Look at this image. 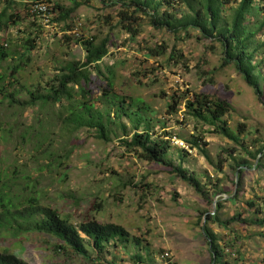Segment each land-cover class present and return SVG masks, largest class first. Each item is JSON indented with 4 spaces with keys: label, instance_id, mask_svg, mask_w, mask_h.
Returning a JSON list of instances; mask_svg holds the SVG:
<instances>
[{
    "label": "rangeland",
    "instance_id": "374dc122",
    "mask_svg": "<svg viewBox=\"0 0 264 264\" xmlns=\"http://www.w3.org/2000/svg\"><path fill=\"white\" fill-rule=\"evenodd\" d=\"M53 1L67 8L72 7L75 1L82 4L74 14L75 24L71 25L74 32L77 24V32L84 36H109L111 40H117V46L112 48L102 63L105 75L109 71L115 74L114 93L128 101H144L153 110L152 117L165 123L167 132L182 139L190 138L195 132L197 124L185 117L184 105L176 114L167 113L173 96L185 98L187 90H192L228 101L233 111L225 120L235 131L239 130L240 125L244 126L243 132L239 133L242 144L251 152L264 147V101L258 99L234 64L221 67L224 51L219 42L199 40L195 31H191L190 37L156 31L147 25V20L142 21V33L131 41L129 35L120 29H113L118 20L114 15L117 10H106L99 0ZM258 5L256 2L250 14L259 12ZM2 9L3 6H0V12ZM19 10L26 15L22 7ZM230 15L228 12V18ZM108 16L113 17L112 21ZM252 17L251 26L264 21L262 15L254 14ZM63 30L65 24L45 26L39 34L28 21L19 27L0 31V45L12 54L1 63L0 72L4 73L24 62L23 71L19 74L21 83L16 85L22 100L28 97L23 86L30 88L37 83H45L55 74L58 64L84 60L85 53L81 46L63 39ZM30 34L32 38L38 35L37 47L28 56L30 61L26 62L20 59L18 53L24 52L22 44ZM68 34L66 36L74 35ZM257 40L261 44L264 42V32L257 36ZM163 43L169 47L167 58L176 48L183 52L185 62L169 64L163 57L147 60V47ZM211 46L214 49H210ZM261 51L257 62H264V49ZM203 70L213 73L212 82L208 81L211 74L202 75ZM93 78V95L97 99L102 96L104 83L101 78ZM260 84L264 90V78H260ZM7 88L13 89L9 84ZM34 118L35 113L31 109L13 108L0 96L2 179L12 186L20 204L35 196L41 204L56 208L75 225L93 216L100 223L123 226L130 233L131 242L119 247L112 243L100 257L92 253L93 261L97 260L99 264H138L140 260L137 256H141L144 264H215L203 230L197 226L201 214L216 213L217 204L221 203L219 216L222 220L234 215H241L245 219L263 216L256 213L254 208L251 210L247 202L254 200L264 207L260 201L264 198V160L263 167L256 169L259 160L255 161L243 147L222 136L205 137L207 145L204 149L212 164L203 154L190 151L186 144L179 146L189 150L184 167L190 173H195L209 191L213 201L210 204L192 186L175 176L171 169L125 153L120 140L134 132L126 117L121 121L126 125V131L114 126L110 142L99 140L94 131L87 129L67 133L62 130L63 124L54 114L43 118L51 127L49 137L39 140L28 138L25 141L24 130L37 122ZM160 128L157 125L156 132H162ZM182 139L179 138V141L182 142ZM232 149L237 150L233 155L230 153ZM69 151L72 154L68 168L65 169L60 162L51 163L50 152L58 156ZM172 155L175 162L180 163L178 153L173 151ZM233 157L250 160L251 168L240 174L241 179L238 178L239 171H235ZM219 160H222L221 164ZM217 164L222 170L216 168ZM218 180L225 193L213 197L212 185ZM2 185L0 183V187ZM236 194L237 199L232 201ZM208 226L218 236L216 249L220 254H225L227 260L238 256L242 261L247 253L250 256L257 251L264 253V227L244 223H232L226 228L213 223ZM47 239L51 238L32 234L15 239L9 235L1 241L0 249H9L28 264H84L80 258L67 259L62 253H51ZM137 239L143 248L147 247L145 250L135 245ZM51 241L55 242L53 239ZM239 248L244 250L242 254ZM166 252L172 259L159 260ZM261 260L263 262L264 259Z\"/></svg>",
    "mask_w": 264,
    "mask_h": 264
},
{
    "label": "trees",
    "instance_id": "16d2710c",
    "mask_svg": "<svg viewBox=\"0 0 264 264\" xmlns=\"http://www.w3.org/2000/svg\"><path fill=\"white\" fill-rule=\"evenodd\" d=\"M27 1L29 0H0V6H3L0 12V31L10 27H19L24 22L30 21L35 32L40 34L45 26L54 27L65 24L63 39L68 42L74 41L75 44L80 45L85 53V58L58 64L55 74L45 83L40 82L30 88L23 86L28 94L25 100L21 99L20 90L16 88V85L21 83L19 74L23 71L24 62L14 65L4 73L0 72V96L3 101H8L13 108L31 109L35 113L34 121L37 120V122L26 127L23 140L26 141L28 138L39 140L49 137L51 127L43 118L47 119V116L54 114L61 120L63 131L74 134L82 129H87L94 131L99 140L110 142L114 126L126 131V125L121 122L126 117L134 132L131 136L120 140L125 153L147 163L171 169L175 176L192 186L210 204H213V201L210 199L209 191L195 173H190L184 167L185 156L190 154L189 150L203 154L212 164V160L210 161L204 149V146L207 145L205 140L207 135H219L243 147L248 156L255 161L259 160L256 169L263 167L264 147L255 152L249 151L248 147L242 144L239 135L243 132L244 126L240 125L239 130L235 131L226 122L225 118L233 111V107L228 101L192 90H187L185 98L173 96L169 101L167 113L169 115L176 114L184 105L185 117L197 124L195 132L190 138L182 139L180 136H174L165 130L164 122L152 117L153 110L144 101L141 99L128 101L127 98L114 93L115 74L113 71H109L108 75H105L102 63L110 55L112 48L117 46V40H111L109 36L103 38L84 36L77 32V24L76 32H74V27L71 25L75 24L74 14L82 7L80 2L75 1L72 7L67 8L53 0ZM41 1L51 4L52 19L48 24H45L39 15L30 11L31 4ZM99 1L104 4L106 10L112 9L114 12L115 9L117 10L114 15L118 20L113 29H120L121 32L129 35L131 41L136 40L142 33L141 28L144 24L142 21L147 20V25L156 31H165L173 35L185 34L188 37L191 36V31H195L199 40L219 42L224 51L221 67L234 64L247 85L253 88L258 99L264 101V90L260 84V78H264L262 74L264 62H257L261 50L264 49V42L261 44L257 40V36L264 32V21H258L251 26L254 14L264 17V0ZM256 2L259 3V12L250 14ZM19 7L25 10V16ZM228 12L231 13L229 18ZM108 19L112 21L113 17L108 16ZM68 32L74 35L66 36L70 35ZM37 39L38 35L32 38V34L25 39L22 44L24 52L18 53L21 60L30 61L28 56L36 49ZM210 49H214V47L211 46ZM168 50L169 47L165 43L156 44L153 47H147L145 57L147 60L163 57L169 64L185 62L186 58L181 50L174 48L167 58ZM10 57L12 54L9 49L0 45V66ZM201 74H211L208 81H213L212 72L203 70ZM94 76L103 79L104 83L102 96L97 99L94 98L92 88L95 83ZM7 84L13 89H8ZM157 125L161 126L162 132H156ZM179 138L189 150L174 144L175 139L179 140ZM173 151L177 152L183 161L180 160V163H176L173 159ZM236 151V149H232L231 155ZM71 154L72 151H69L67 154L56 156L55 153L50 152L49 155L52 158L50 161L51 163L60 162L66 169ZM233 161H235V171H239L238 178L241 179L240 174L247 168H251L250 160L244 157L239 159L233 157ZM221 163L222 160H219V164ZM216 168L222 170L218 164ZM0 183L3 184L0 187V244L4 237L9 235L19 239L25 235L37 234L55 240V242H52L51 239L46 240V243L51 245L49 247L51 253H62L67 259L77 257L82 259L84 264H99L97 260L93 261L92 253L100 257L112 243L115 244V247H119L131 242L130 233L121 225L100 223L93 216H89L81 224L75 225L70 222L68 217L62 216L56 208L41 204L35 196L28 198L26 203L20 204L19 197L12 191V186L7 180L3 181L1 169ZM224 193L220 180L212 185L213 197ZM237 197L236 194L232 201H235ZM260 201L264 204V198ZM247 206L251 210L254 208L256 213H261L263 216L245 219L241 215H234L228 220H222L219 216L221 203L217 204L216 213L201 214L197 226L203 230L210 246L212 262L215 261V264L243 263L238 256L227 260L225 254H220L216 249V243L219 241L218 236L209 229L210 223L218 224L224 228L232 223L264 227V207L254 200L248 201ZM136 244L140 245V240L137 239ZM141 248L143 246L140 245V250H145L147 247ZM137 259L140 260L138 264H144L141 256H137ZM0 264L28 263L11 253L9 249L4 248L0 249Z\"/></svg>",
    "mask_w": 264,
    "mask_h": 264
},
{
    "label": "built area",
    "instance_id": "2783aa9c",
    "mask_svg": "<svg viewBox=\"0 0 264 264\" xmlns=\"http://www.w3.org/2000/svg\"><path fill=\"white\" fill-rule=\"evenodd\" d=\"M30 11L33 14L39 15L45 24H48L50 22V20L52 19L51 4H49L47 2L41 1V2H36V3L31 4ZM174 143L179 145V146H183V143L180 142L179 140L175 139ZM235 255L236 254L233 253V256H235ZM169 259H172L169 252H166L159 257V260H161V261L169 260Z\"/></svg>",
    "mask_w": 264,
    "mask_h": 264
},
{
    "label": "crops",
    "instance_id": "0c3cea01",
    "mask_svg": "<svg viewBox=\"0 0 264 264\" xmlns=\"http://www.w3.org/2000/svg\"><path fill=\"white\" fill-rule=\"evenodd\" d=\"M240 249V248H239ZM241 251H239L241 254L243 253L244 250L240 249ZM261 251H257L254 254H252V256L248 255V253L246 255L243 256L242 262L243 264H264V260L263 262H261V259H264V253ZM255 262V263H254Z\"/></svg>",
    "mask_w": 264,
    "mask_h": 264
},
{
    "label": "water",
    "instance_id": "95a60500",
    "mask_svg": "<svg viewBox=\"0 0 264 264\" xmlns=\"http://www.w3.org/2000/svg\"><path fill=\"white\" fill-rule=\"evenodd\" d=\"M215 203H216V201H215Z\"/></svg>",
    "mask_w": 264,
    "mask_h": 264
}]
</instances>
